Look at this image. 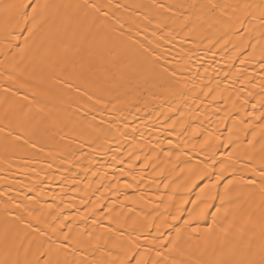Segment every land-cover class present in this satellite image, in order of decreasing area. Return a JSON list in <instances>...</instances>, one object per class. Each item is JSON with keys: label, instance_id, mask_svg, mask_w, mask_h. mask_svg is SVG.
Segmentation results:
<instances>
[{"label": "bare ground", "instance_id": "6f19581e", "mask_svg": "<svg viewBox=\"0 0 264 264\" xmlns=\"http://www.w3.org/2000/svg\"><path fill=\"white\" fill-rule=\"evenodd\" d=\"M0 264H264V0H0Z\"/></svg>", "mask_w": 264, "mask_h": 264}, {"label": "snow or ice", "instance_id": "6c2138e0", "mask_svg": "<svg viewBox=\"0 0 264 264\" xmlns=\"http://www.w3.org/2000/svg\"><path fill=\"white\" fill-rule=\"evenodd\" d=\"M33 11H35V9Z\"/></svg>", "mask_w": 264, "mask_h": 264}]
</instances>
